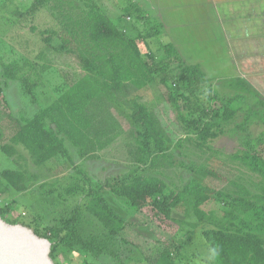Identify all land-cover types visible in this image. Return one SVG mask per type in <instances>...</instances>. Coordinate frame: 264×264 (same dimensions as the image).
Returning a JSON list of instances; mask_svg holds the SVG:
<instances>
[{
    "label": "rangeland",
    "instance_id": "obj_1",
    "mask_svg": "<svg viewBox=\"0 0 264 264\" xmlns=\"http://www.w3.org/2000/svg\"><path fill=\"white\" fill-rule=\"evenodd\" d=\"M71 1H75L72 7L55 0L53 4H57V8L49 4L38 14L18 18L13 15L17 9L20 11L18 0H0L3 6L0 9V86L8 101H0V145L16 146L17 149L12 156L0 148V164L3 168L24 170L30 185L27 190L17 192L3 190L0 183V203L8 201L11 207L6 218L10 223H21L33 230L37 228L41 236H46L79 207L87 235H103L110 241L111 254L100 258L57 243L51 253L56 264H117V259L129 264L149 260L156 263L161 256L160 264H225L215 256L203 233L218 227L221 222H234L231 232H235L241 220L227 219L224 214L231 210L237 212L233 198L240 197L239 200L242 198L241 202L246 201V204L249 201L264 202L262 176L231 157L236 151L244 150V135H250L247 139L258 148L259 138L264 136V125L253 117L248 124L249 133L242 131L239 124L247 113L242 111L236 118L222 123L218 129L223 130L220 136L203 142L195 132L189 133L185 128L169 96L175 92L171 89L172 83L178 86L176 78L186 64H198L206 75L208 81L200 82V90L212 89L222 98L235 91L230 83L233 78L234 82L240 79L251 81L252 93L242 89L237 92L248 98L250 106L253 93L258 90L264 94V0ZM130 1L140 6L142 19L130 18L123 13L121 7ZM87 2L96 4L119 27L129 29L132 36L156 31L147 44L141 41V49L143 52L147 47L154 49L163 65L169 66L165 73L156 72L154 81L131 89L128 95L124 92L117 95L110 90L104 93L98 104L91 107L92 114L87 113L97 124L65 110L57 112L56 116L67 128L74 126L75 138L86 147L87 155L80 157V147H74L67 140L71 159L62 154L37 165L24 145L11 140L19 124L22 126V118L56 103L66 89L65 80H85L78 58L51 48L41 38V31L52 26L66 28L65 16L70 14L73 15L71 22L79 24L85 12L83 9L88 8ZM74 29L79 32L76 44L84 50L82 52L100 53L87 39L82 44L84 37L79 25ZM243 39H249L250 43L247 46L242 44ZM166 43L177 48L179 57L165 55L162 46ZM11 62L19 75L16 80L8 79L4 74L6 65ZM164 76L170 78L169 87L162 81ZM91 77L96 80L95 74ZM22 79L31 89L29 98L22 93ZM96 81L103 85V79ZM185 88L184 85L179 88L181 93H185ZM190 95V105L180 103L186 114L193 115V106L201 102L192 92ZM134 103L146 105L157 118L169 139L165 153L153 151L148 157L144 156L132 117ZM196 110L197 115L202 113V109ZM71 118L81 119L72 123ZM99 124L104 127L99 126L98 130ZM193 165L197 170L191 169ZM207 170H213L215 174ZM134 173L160 177L176 190H182L192 179H198L221 195L214 194L215 200L204 204L203 208L208 212L197 226L189 224L199 219L194 213V199L190 198L174 209L177 225L184 230L172 235L150 215L134 207L126 197L105 185L108 179L119 174ZM69 188L72 193H68ZM102 199L112 211L102 206L105 205ZM105 220L110 221L112 232ZM262 240L264 242V234ZM161 241L168 242L172 249L160 256L157 251ZM258 255V251H248L246 262L251 264V259ZM263 262L264 258H259L256 264Z\"/></svg>",
    "mask_w": 264,
    "mask_h": 264
},
{
    "label": "trees",
    "instance_id": "obj_2",
    "mask_svg": "<svg viewBox=\"0 0 264 264\" xmlns=\"http://www.w3.org/2000/svg\"><path fill=\"white\" fill-rule=\"evenodd\" d=\"M53 1L55 0H29V2L27 0H18L20 11L17 9L13 15L19 18V16L38 14L44 6L49 4L57 8L58 5L53 4ZM59 1L63 4L66 2L71 7L75 3V1L71 0ZM86 6L88 8L83 9L85 12L79 24L71 22V20L73 21V15L71 16L69 13L70 15L65 16L68 24L66 28L58 29V27L52 26L41 31V38L51 48L61 53L72 54L78 58L80 67L85 72V80L84 82L75 78L73 80L71 78L70 82L65 80L66 89L56 103L45 109L39 108L32 115L22 118L23 124L22 126L19 124L11 140L14 143L24 145L30 151L37 165H43L52 158L62 154L71 159L67 140L71 141L74 147H80L78 150L80 157L84 158L87 155L86 147L80 145V142L75 138L74 126L71 129L67 128L63 121L61 120V122L56 116L57 112L65 110L74 116H83L85 121L94 122L91 119V115L88 116L87 113L92 114L91 107L98 104L99 98L104 96V93H107L108 90L117 95L121 92L128 95L131 89L143 87L145 84L154 81L156 78L155 73L161 71L165 73L166 67L169 66L163 65V60L157 56V53L155 54L156 51L154 49L147 47L144 52L141 49V41L147 44L148 39L154 34L156 35V31L132 36L129 29L119 27L96 4L87 2ZM1 8H3L2 3H0ZM121 10L130 18L133 16L135 19L143 18L142 10L135 2L130 1L129 4L122 6ZM76 25L80 26L84 37L82 44L87 39L92 44V47L98 49L100 53L89 51L87 54L82 52L84 50H81L79 44L78 46L76 44L79 33L74 29ZM32 29L35 30L36 28L32 27ZM248 42L250 43L249 39L242 40V44H246V46ZM162 47L166 56L176 55V57H179L178 50L172 43H166ZM4 72L5 76L11 80H16L19 76L12 62L6 65ZM92 74H95L96 80H99V78L103 79V85L97 83L91 77ZM162 81L169 87V77L164 76ZM176 81L178 86L175 87L172 83L171 89H175V92L169 96L170 101L178 110L179 116L182 118L188 132H195L196 136L203 142L220 136L223 130L219 131L218 129L222 123L231 121L242 111H247V113H244L246 115L245 120L239 124V128L242 131L249 133L248 124L254 118H257L264 125V94L259 93L258 90L257 93H253L250 97V99H253V104L250 106L248 98L241 93H237L239 89L252 93L250 89L252 84H249L251 83L250 80L249 82L247 79H240L238 82H234L233 78L230 79L235 91H230L223 95L222 98L219 97L220 95L217 91H212V89L207 91L202 88L203 90H200V82L205 83L208 79H206V75L198 64H186L178 74ZM22 82V93L29 98L31 89L27 81L22 79ZM182 85L186 87L185 93H181L179 89ZM190 92L194 94L198 102H201L193 106V115L190 113L186 114L180 103L189 104ZM0 101H7L2 86H0ZM184 106L186 107L187 105L185 104ZM197 108L202 109V113L199 115H197ZM132 117L138 130L137 140L144 156L148 157L153 151L165 153L169 147V139L159 126L157 118L147 106L141 103H134ZM80 119L71 118L72 123H77ZM71 120H68V122L70 123ZM99 126L103 125L99 124L97 126L98 130L100 129ZM244 136V150L236 151L231 157L235 161L238 160L242 164L247 165L264 179V136L259 138L258 145L260 146L258 148L251 145L247 139L250 138V135ZM0 148L8 155L15 156L17 153L16 146L3 144L0 145ZM191 169L197 170L195 165L191 166ZM207 172L214 173L213 170H207ZM0 183L3 184V190L9 189L17 192L27 190L30 187L24 170L3 168L1 164ZM105 185L114 192L126 197L134 207L150 215L149 217L156 220L160 227L169 231L172 235H177L184 230L181 225H177V218L173 214L174 209L190 198L194 199V213L199 216V219L196 222H189V224L197 226V223L204 220L205 212H208L203 208L204 204L209 200H215L214 194L221 195L220 192L215 191L209 185H204L198 179H192L182 190H176L170 188L164 179L144 173L119 174L114 179H108ZM68 193H72L71 188L68 189ZM262 196L264 199V195ZM239 198H233L237 212L231 210L224 213L227 219L241 220L235 232H231L234 222H221L220 225L219 223L217 224L219 225L218 227L206 230L203 234L214 250L215 256L223 263L250 264L246 262L247 252L254 250L258 251L259 255L252 258L250 262L251 264H256L259 258L260 260L264 258V242L262 240V235L264 234V202L258 203L257 201L248 200L250 203L246 204V201L241 202L242 198L241 200ZM102 202L105 204L102 205L103 207L112 211L105 199H102ZM10 208L8 201L0 203L1 216L8 222L10 221L6 217ZM99 216H101L100 213ZM105 224L112 232L113 227L110 221L105 220ZM249 225L253 226L250 227ZM84 226L82 213L78 207L71 217L62 220L60 225L54 227L46 236L42 237H46L52 242L51 253L55 249V245L60 243L71 250H81L90 253L96 258H100L101 255L109 257L111 254L109 239L103 235L88 236ZM34 231L40 235L37 228ZM257 231H260V233L258 234ZM159 244L161 246L157 252L160 256L167 250L172 249L171 247L169 248L166 241H161ZM237 254L239 256L235 259ZM113 255L115 256V254ZM160 258L156 263L149 260L148 262L144 261L137 264H160ZM117 262V264H129L122 259H117Z\"/></svg>",
    "mask_w": 264,
    "mask_h": 264
},
{
    "label": "water",
    "instance_id": "obj_3",
    "mask_svg": "<svg viewBox=\"0 0 264 264\" xmlns=\"http://www.w3.org/2000/svg\"><path fill=\"white\" fill-rule=\"evenodd\" d=\"M52 242L21 223H10L0 213V264H56Z\"/></svg>",
    "mask_w": 264,
    "mask_h": 264
}]
</instances>
